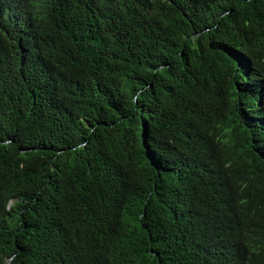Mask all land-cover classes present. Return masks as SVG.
I'll return each instance as SVG.
<instances>
[{"label": "trees", "instance_id": "1", "mask_svg": "<svg viewBox=\"0 0 264 264\" xmlns=\"http://www.w3.org/2000/svg\"><path fill=\"white\" fill-rule=\"evenodd\" d=\"M0 264H264V0H0Z\"/></svg>", "mask_w": 264, "mask_h": 264}]
</instances>
